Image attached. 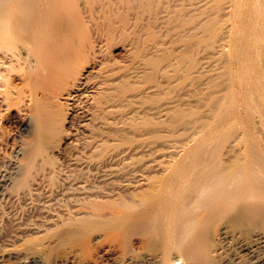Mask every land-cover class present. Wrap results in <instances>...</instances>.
Listing matches in <instances>:
<instances>
[{"label":"rangeland","instance_id":"1","mask_svg":"<svg viewBox=\"0 0 264 264\" xmlns=\"http://www.w3.org/2000/svg\"><path fill=\"white\" fill-rule=\"evenodd\" d=\"M22 1L13 19L21 62L10 52L2 66L18 68L9 71L14 106L0 94V170L21 142L37 155L3 204L0 251L27 249L46 264H120L149 237L148 223L114 228L120 213L142 207L149 217L159 197H196L204 175L264 155V0ZM30 100L50 114L43 137L29 133L24 144L22 122L39 109ZM226 221L203 230L208 264L220 262ZM152 245L146 251L159 253Z\"/></svg>","mask_w":264,"mask_h":264},{"label":"bare ground","instance_id":"2","mask_svg":"<svg viewBox=\"0 0 264 264\" xmlns=\"http://www.w3.org/2000/svg\"><path fill=\"white\" fill-rule=\"evenodd\" d=\"M18 1L19 0H0V94H3L1 95L2 98L4 97V101H7L9 105L13 103L12 101L13 98L11 99V96H16L15 94L13 95L12 93L13 90L12 91L10 90L11 88H13V80H14L10 72L13 73V71H15L14 68L16 65L14 66L13 62L9 64L10 62L8 61L9 68H5L2 66L6 65L9 55H11L10 52L12 53V56L10 57L11 58L13 57L12 58L13 60H15V57H17L18 60L21 62L19 58H21L20 56L22 55L19 56V52H18V50L20 49L18 47H20V45L18 46L17 43L15 44L13 40L15 36L14 35L15 32H18L16 31L17 27H21L20 23H19L20 25H16L13 22L16 13L21 9V7L18 4ZM23 1L20 3L23 4ZM17 20L18 19H16V21ZM46 42L45 44L48 46L49 45L48 43L50 41L48 43ZM18 43L20 42L18 41ZM50 46H48L49 50L46 47L45 48L48 50V52L50 51L49 54L51 56L52 55L51 51L54 49V47L53 49H50ZM45 48L43 47V49ZM54 50L56 51L57 49ZM48 52L46 53V55L48 54ZM56 52H60V51H56ZM38 54L37 56L39 57L40 55ZM49 54L47 55V57H49ZM57 54L58 53H56V55ZM54 55L55 54H53V56ZM61 55H62L61 57L62 59L64 53H61ZM68 56L69 55H67V57ZM54 59L49 58V60H51L52 62ZM61 59L59 58V61H61ZM41 60L42 57L40 58L39 61ZM39 61L37 62L36 60L35 62L39 63ZM20 62H18L17 65H19ZM45 62L48 63L49 61L46 60L44 61V63L42 62L40 63L45 64ZM54 62H56V59L54 60ZM37 63L36 65L40 68L39 66L40 64L38 65ZM34 64H32V66ZM49 64L52 65V63ZM21 66L19 68L20 71L19 70L18 71L22 72V74L24 75L27 73V71L26 73L25 72L23 73L24 69H22L23 71H21ZM32 66L31 68L34 69L38 68L37 66H33V67ZM56 66L53 67L56 68ZM1 67L3 69H8L7 72L5 70L3 71ZM17 68L15 69L17 70ZM40 69L42 70L43 68ZM38 70L35 71V73L33 72L34 71L33 70L32 72L34 73V75L30 73L31 76L32 75L36 76L35 74H37L38 77ZM12 75H14V73ZM27 75L29 81V73H27ZM26 81H27V76H26ZM24 86L23 88L26 87ZM16 87L18 88L19 86ZM15 89L16 88L14 87V90ZM22 90L20 92H22ZM26 93L27 91L25 92V94ZM20 94L22 95V93H19V95ZM25 94L23 95L24 97ZM33 96H35L36 101H38V99L40 100V98H38L37 95H33ZM26 98L27 97H25V99ZM19 99L21 100V98ZM32 99H34V97ZM42 100L44 101L43 98H41V102ZM19 101H16V103ZM31 102H33L32 104L34 106L37 105L39 109L35 110L36 112V113L34 112L35 114L31 113L30 115H28L31 116L32 114H34V116L32 115L34 118L31 117L34 121H32V119H30L29 117L31 121L27 120L22 122V126L20 128V134L19 133L18 134H19V139L21 141H25L24 144H26L27 142L26 141L27 138L26 139L24 138L29 133H31V135H34L35 138H39L37 140L41 139L40 138L42 136L41 134L45 132V130L43 131V127H45V122L47 121L46 115L50 114L49 112L50 105L47 104L46 102L45 103L47 105L46 104L43 105L42 103L40 104H42L45 107L49 105L48 107H46V109L48 108L47 111L49 110L48 112L46 111V109H43L44 108L43 106H38L39 103L35 104L34 101ZM31 102L26 101V103H31ZM2 103L3 102H0V104ZM8 103L6 105H8ZM14 104L15 102L13 103V106ZM19 104L22 107L21 103ZM28 105L29 104H27V106ZM1 106L3 107L4 105ZM10 106L13 107L12 104ZM8 107L6 109H8ZM24 108L26 109V106ZM33 111L34 109L33 110L31 109V112ZM37 111H39V113ZM5 112H7V110ZM2 113L0 114L2 115ZM54 113H52V115L50 116L56 115V112ZM22 143L23 142H21V144H18V146L15 148L14 159L13 161H11L10 164H7L9 165V167L5 165L7 167L5 168L4 165H2V167H4L5 169L2 170V172L0 170L1 217L3 214L1 213V211L5 209L4 208L5 205L3 206V204H6L7 206V203L11 201L13 197H15L13 195L15 193L12 192L14 190L12 189L22 185V181H25L24 179L33 168L34 160L37 155V151L35 149L36 146L32 147L34 146V144L29 145L27 142L28 146H26L27 148L25 147L26 148L25 149ZM29 146H31V148ZM236 167L238 168L228 171L229 173L218 172V173H208L204 175V177L200 181L199 191L198 188L196 189V193L198 191V195L196 197L193 196L189 198V196L186 197L183 194L179 198L175 196L164 198L163 196H161L159 197L158 202L155 199V201L157 202L155 208H158V210L156 211V214L153 215L151 214L153 217L150 215L149 212V215L152 217V221L150 220L151 217L150 216L148 217L147 213L138 212L140 207L139 208L137 207L136 210H133L134 208L132 207L133 209L131 211L132 212L135 211L134 212L135 214H133L132 212L120 213L117 216L119 217L117 219L118 220L117 224L114 223L113 225L114 226L116 225L117 228L121 230V232L126 234L129 231L131 232L134 224L139 221L141 225H146L148 223L147 230L149 231L148 236L150 237V238L144 237V240H148V241H143V243L141 242V244L145 246V248H143L145 251L143 253L141 252L140 256L126 255L121 259L120 264H208L206 258L207 257L206 253L208 252L200 248V243L202 242V240H204L203 234L205 232V226L207 225L206 223L209 220H214L219 218H223L224 220L226 219L227 220L226 223L229 224L228 226H224L220 230L216 239L217 248L215 250V255L219 257L218 259L221 262V264H264V155L261 156L258 154L250 153L246 156L245 164L240 165L238 163ZM173 190L176 192V194L180 193L178 192L179 191L178 189H173ZM149 202L150 200H148L147 203ZM147 206L150 207V204H147ZM140 209L143 208L141 207ZM136 211L138 212V214H136L137 213ZM150 222L151 225L153 226L150 225ZM116 226L114 228H116ZM123 233H122V237H123ZM141 237L143 236H140V238ZM152 244L160 245V250L158 249L159 253H155V252L152 253L150 251L149 252L146 251V249H148L146 247H149ZM156 246H154L153 248H155ZM21 249L22 248H20V250H17V248L16 249L6 248L4 250H1L0 264H46L45 262L47 261L45 260L44 262L43 260L44 258L38 255L37 253L34 254V252L28 251L27 249L26 250L23 249L21 250ZM55 264H68V261L63 258L60 259Z\"/></svg>","mask_w":264,"mask_h":264}]
</instances>
